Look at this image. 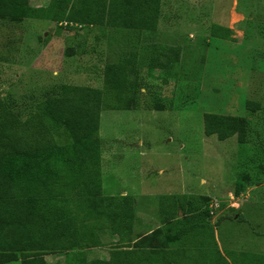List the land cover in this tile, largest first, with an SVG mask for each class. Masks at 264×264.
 <instances>
[{
	"label": "rangeland",
	"instance_id": "374dc122",
	"mask_svg": "<svg viewBox=\"0 0 264 264\" xmlns=\"http://www.w3.org/2000/svg\"><path fill=\"white\" fill-rule=\"evenodd\" d=\"M50 2L28 0L30 7H45ZM156 4L153 27H115L103 20L70 22L73 27L67 28L66 21L3 18L0 97L34 110L41 98L58 93L61 84L103 89L107 65L115 64L116 69V64L132 58L137 64L150 50L177 48L178 60L166 68H138L136 83L144 89L139 91L137 108L101 111V191L132 197V226L140 217H164L176 202L171 194L207 195L222 252L231 260L241 253L264 255V174H259L255 187L234 195L236 174L246 164L253 166L251 151L239 147L235 135L223 140L215 134L205 135L202 125L205 112L244 116L248 120L246 144L264 147V0H157ZM214 25H220L229 38L212 36ZM67 48H73L71 54ZM153 55L167 61L164 54ZM131 77L128 71L127 78ZM154 98L164 105L171 100L173 108L154 109ZM250 103L254 109L247 108ZM56 140L64 142L65 137L58 134ZM53 159L62 169L61 179L73 182L74 175L65 164ZM185 220L171 225L179 230L186 227ZM15 231V227L5 228L0 240ZM30 239L32 253L40 255L44 264H66L65 257L75 264L80 254L87 261L109 257V252L103 259L91 255L92 251L50 252L39 231L32 232ZM101 239L109 247V239L103 235ZM179 240L178 264H195L194 259L199 264L193 252L209 262V252L203 258L195 246L189 248L194 240L184 243L187 238L180 236ZM200 240L203 248L211 246L210 236L202 234Z\"/></svg>",
	"mask_w": 264,
	"mask_h": 264
},
{
	"label": "trees",
	"instance_id": "16d2710c",
	"mask_svg": "<svg viewBox=\"0 0 264 264\" xmlns=\"http://www.w3.org/2000/svg\"><path fill=\"white\" fill-rule=\"evenodd\" d=\"M156 2L51 0L45 7H30L28 0H0V20L5 18L17 22L45 18L55 23L66 21L67 28L73 27L69 25L70 22L92 24L102 23L103 20L115 27H153L157 22ZM210 33L214 37L229 38L220 25H214ZM71 51L73 48L66 49L68 54ZM156 52L164 54L167 61H158L153 55ZM133 55L131 53L129 56ZM177 60V48L153 49L147 58L139 59L137 64L132 58L116 64V69L115 64L107 65L103 73V89L61 84L58 93L37 101L34 110L21 107V103L17 105L12 99L0 97V232L8 227L16 228L12 237L0 240V264L13 261L19 264H44L40 255L32 253L34 251L30 247L31 233L36 231L44 233L46 250H66L65 254L69 252L68 249L83 254L82 250L107 245L102 241V235L107 238L115 235L114 244L109 242L111 249L106 260L87 261L84 254H80L76 256L75 264H125L126 259L130 260V264H139L134 255L130 256L133 250L125 249L133 232L132 218L135 213L132 197L128 194L104 195L101 191L99 118L106 108L135 109L139 106V91L144 88L140 86L141 83H136L138 68L144 65L147 70L166 68ZM128 71L132 72L130 80L127 78ZM153 102L156 110L173 108L171 100L167 105L159 98H154ZM247 108L254 109L251 103L247 104ZM202 125L205 135L215 134L219 140L235 135L238 146L251 151L249 163L253 166L248 168L246 164L236 174L233 194L239 195L247 187L258 184L259 174H264V147L246 144L247 118L205 112ZM58 134L65 137L64 142L56 140ZM53 158L65 164L70 174L74 175L73 182L61 179L62 169L54 165ZM170 196L176 202L170 204L169 210L161 217L162 227L140 238L135 242L137 245H143L150 238L156 240L159 233L169 243L168 237L173 231L179 247L180 236L183 240L187 238L184 243L194 240L189 242V248L195 246L203 258H208L209 252L207 264H264V255L241 253L239 256L233 255L235 258L231 260L228 255L221 254L214 242L213 225L210 226L206 219L210 216L211 207L207 195ZM178 211L180 214L176 216ZM181 218L186 219L183 224L186 227L174 229L171 224L179 222ZM202 234L211 237L208 248H203L201 244ZM165 241L154 242L152 250L165 253L161 252L165 250ZM198 254L193 257L200 262L202 259Z\"/></svg>",
	"mask_w": 264,
	"mask_h": 264
},
{
	"label": "crops",
	"instance_id": "0c3cea01",
	"mask_svg": "<svg viewBox=\"0 0 264 264\" xmlns=\"http://www.w3.org/2000/svg\"><path fill=\"white\" fill-rule=\"evenodd\" d=\"M253 187H255V186L247 187V189L253 188ZM123 194H126V193H123ZM210 206H211V212H210L211 215L209 217H207V220L210 222V226L213 225L214 242L216 243L221 254L223 255L224 253L222 252L219 244L217 243V238H216V234H215V230H214V227H215L214 225H216V224L214 222L215 218H214V216H212V204ZM179 214H180V211H178L176 213V216H179ZM161 227H162L161 218H159V220H158V218H156V217H154L152 219L151 217H147V216L140 217L139 220L136 223H134V226H132L133 232H132V234H130L131 240H130L129 244L125 247V249L133 250V252L130 253V256L134 255L133 256L134 259H137L139 261L138 262L139 264H178L179 262H181L180 256L177 252L180 249V247L178 246V244H176L177 238L176 237L174 238L173 232L168 237L169 243H167L165 241L162 233L157 234L156 240H154L153 238L148 239L144 243L145 246H143L144 244L143 245H137L135 243V242H138V240L140 238L144 237L145 235H150L155 229H158ZM108 239H109V242H111V244H114L113 242L115 241V235L110 236ZM161 241H165L167 243V244H165V250L161 251V252H165V253H155L154 250H152V249H154L153 247L155 245L153 243L154 242L155 243L161 242ZM110 249H111V247H106L105 245H103L100 247L82 250V252L88 253V252L92 251L91 255H95V256H98L99 258L103 259L106 257V252H108V250H110ZM119 249H121V248H119ZM162 254H164V255H162ZM126 255H129V254H126ZM196 255H197V253L193 252V256H196ZM158 256H163V258L160 260V259H158ZM67 261H69V259H67V257H65V263ZM125 261H126L125 264H130L129 259H126ZM136 262L134 261V263H136ZM5 264H7V263H5ZM180 264H182V263H180ZM195 264H198L196 260H195ZM199 264H207V262H203L201 260L199 262Z\"/></svg>",
	"mask_w": 264,
	"mask_h": 264
}]
</instances>
